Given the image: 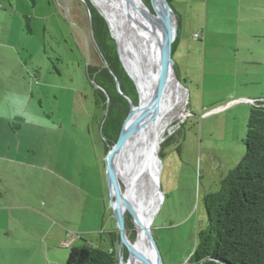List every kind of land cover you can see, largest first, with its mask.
Returning a JSON list of instances; mask_svg holds the SVG:
<instances>
[{
	"label": "rangeland",
	"instance_id": "374dc122",
	"mask_svg": "<svg viewBox=\"0 0 264 264\" xmlns=\"http://www.w3.org/2000/svg\"><path fill=\"white\" fill-rule=\"evenodd\" d=\"M0 2V264H66L72 247L109 249L107 233L117 231L104 183L105 113L87 75L102 59L82 0ZM169 7L179 16L172 58L185 92L163 142L179 133L158 149L163 201L157 210L158 194L150 228L162 263L186 264L206 224L203 199L242 158L245 134L232 138L225 115L188 116L200 97L224 99L227 72L219 50H204L205 0ZM135 231L127 229L131 244Z\"/></svg>",
	"mask_w": 264,
	"mask_h": 264
},
{
	"label": "trees",
	"instance_id": "16d2710c",
	"mask_svg": "<svg viewBox=\"0 0 264 264\" xmlns=\"http://www.w3.org/2000/svg\"><path fill=\"white\" fill-rule=\"evenodd\" d=\"M85 1L92 37L102 59V65L88 66L87 75L93 88L92 102L105 113L100 133L106 156L117 141L129 110L127 99L136 105L139 96L124 52L118 46L123 66L134 84L119 61L107 23L89 1ZM158 9L161 10L159 4ZM156 20L160 24L158 17ZM176 42L177 38L173 51ZM178 133L166 139L162 146ZM243 144L245 150L240 161L220 179L217 190L203 199L206 224L198 232L194 252L186 264H264V100H254L250 106ZM129 218L126 217L127 229L133 225ZM107 236L111 248L84 242L70 249L66 264H118L115 244H119V234L111 231ZM128 237L133 242L132 237ZM121 252L122 263L126 264L127 252L123 249Z\"/></svg>",
	"mask_w": 264,
	"mask_h": 264
},
{
	"label": "bare ground",
	"instance_id": "6f19581e",
	"mask_svg": "<svg viewBox=\"0 0 264 264\" xmlns=\"http://www.w3.org/2000/svg\"><path fill=\"white\" fill-rule=\"evenodd\" d=\"M91 1L106 19L111 35L124 52L133 75L141 107L135 111L136 115H133L135 112L132 114L131 122L140 115L150 116L152 112L148 115V111L154 108L153 95L157 87L159 57L162 50L161 25L157 23L142 0ZM153 1L160 5L161 10L170 20L174 17L171 8L162 0ZM184 92L176 78L169 77L161 95L157 119L126 145L120 157L119 174L127 188L142 182L146 190L144 197L135 195L131 199L132 208L139 221L135 225L136 240L131 246L133 252L141 259L132 256L126 264H146L145 262L154 264L155 252L150 247L144 232L151 227L157 211L158 194L156 197L154 185L157 184L159 175L158 149L173 120L181 116V112H177L176 107L182 102ZM153 150L157 155L156 162L147 166L140 165L137 155L143 151ZM141 171H143L142 178L135 180L134 176ZM119 264H123L122 260Z\"/></svg>",
	"mask_w": 264,
	"mask_h": 264
},
{
	"label": "crops",
	"instance_id": "0c3cea01",
	"mask_svg": "<svg viewBox=\"0 0 264 264\" xmlns=\"http://www.w3.org/2000/svg\"><path fill=\"white\" fill-rule=\"evenodd\" d=\"M205 5L204 50L209 47L212 57L216 55V49L220 51L219 59L227 72L224 81L227 95L222 100L213 98L208 104L200 97L199 101L188 105V116L210 115L203 119L208 120L225 115L226 121L233 126L232 138L240 139L245 134L252 102L264 100V0H205ZM172 10L176 16L177 11L173 7ZM222 106L227 107L219 113L212 111ZM204 108H209V111L203 112ZM12 120L9 118L7 122ZM104 181L106 194L109 195L106 179Z\"/></svg>",
	"mask_w": 264,
	"mask_h": 264
},
{
	"label": "water",
	"instance_id": "95a60500",
	"mask_svg": "<svg viewBox=\"0 0 264 264\" xmlns=\"http://www.w3.org/2000/svg\"><path fill=\"white\" fill-rule=\"evenodd\" d=\"M84 4L86 5V8L88 10L89 14V8L85 0H82ZM90 4H92L91 0H88ZM148 4L151 8V10L157 15L161 28H162V42L160 46L162 47L161 54L159 57V74H158V80H157V87L155 90V93L153 95V104L154 108L152 111H148V115L151 113L150 116H147V114L140 115L137 117V119L133 122H129V119L131 118L132 114L137 111L141 107L140 99L136 105H134L129 99V110L126 114V117L122 123V127L118 136L117 141L115 144L111 147V149L107 152L105 156V178L107 181V188H108V194H109V203L110 207L112 208L113 215L116 221L117 226V232L119 234V244H118V264L121 260V251L122 248L127 252V258L134 257L137 259H141L137 254H135L132 250L131 241L128 237L127 228H126V217L129 216L133 222V225L139 223L136 214L130 204L131 199L134 198L135 195L140 196L141 198L144 197L146 190L144 183L141 182V184L131 185V187L128 189L126 184L124 183L123 179L121 178L119 172H120V157L123 153L124 148L126 145L139 134L143 129L151 125L158 116L159 113V105L161 102V95L164 90V87L169 79V77H175L174 72V62H173V45L175 42V39L177 38L178 34V24H179V16H174L175 18H172L171 20L161 11L157 10L153 4L152 0H147ZM167 6L171 5L172 0H162ZM93 5V4H92ZM94 6V5H93ZM95 7V6H94ZM96 8V7H95ZM97 12L102 16V18L107 23L106 19L103 17V15L100 13V11L96 8ZM90 16V15H89ZM90 18V17H89ZM108 25V23H107ZM109 27V25H108ZM110 31V28H109ZM111 35V31H110ZM113 38V36L111 35ZM114 39V38H113ZM116 44V50L119 57V61L126 72L127 76L130 78V80L133 82L127 71L125 70L120 53H119V47L116 39H114ZM177 80V78H176ZM117 89L119 91V84L117 79H115ZM177 83L181 88L184 89V86L177 80ZM134 84V82H133ZM135 85V84H134ZM136 87V86H135ZM137 90V89H136ZM138 93V92H137ZM139 96V95H138ZM127 98V97H125ZM157 155L155 153V150L153 151H143L137 155V161L138 163L143 166H147L152 164L154 161L156 162ZM160 163V160H158ZM143 175V171L139 172L134 176L135 180L141 179ZM154 193L157 197V194L161 195V201L159 202V206L163 201V196L161 194L160 186H159V175L157 179V184L154 185ZM158 206V208H159ZM158 210V209H157ZM157 212V211H156ZM155 212V214H156ZM155 216V215H154ZM145 237L150 245L151 248H153L155 252V258H154V264H163L161 257L157 251V247L154 241V238L151 233V228L146 229ZM146 264H149L145 262Z\"/></svg>",
	"mask_w": 264,
	"mask_h": 264
},
{
	"label": "built area",
	"instance_id": "2783aa9c",
	"mask_svg": "<svg viewBox=\"0 0 264 264\" xmlns=\"http://www.w3.org/2000/svg\"><path fill=\"white\" fill-rule=\"evenodd\" d=\"M198 35H196L195 37H197ZM227 106H222V107H219V108H216L214 110H212L213 112H218V111H222L226 108Z\"/></svg>",
	"mask_w": 264,
	"mask_h": 264
}]
</instances>
